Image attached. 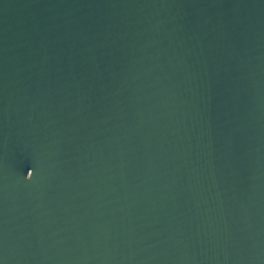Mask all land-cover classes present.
<instances>
[{"label":"water","instance_id":"obj_1","mask_svg":"<svg viewBox=\"0 0 264 264\" xmlns=\"http://www.w3.org/2000/svg\"><path fill=\"white\" fill-rule=\"evenodd\" d=\"M0 264H264V0H0Z\"/></svg>","mask_w":264,"mask_h":264}]
</instances>
